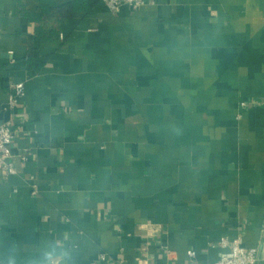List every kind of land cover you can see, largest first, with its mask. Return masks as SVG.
I'll list each match as a JSON object with an SVG mask.
<instances>
[{
    "label": "crops",
    "instance_id": "obj_1",
    "mask_svg": "<svg viewBox=\"0 0 264 264\" xmlns=\"http://www.w3.org/2000/svg\"><path fill=\"white\" fill-rule=\"evenodd\" d=\"M144 1L0 0V264H264V0Z\"/></svg>",
    "mask_w": 264,
    "mask_h": 264
},
{
    "label": "built area",
    "instance_id": "obj_2",
    "mask_svg": "<svg viewBox=\"0 0 264 264\" xmlns=\"http://www.w3.org/2000/svg\"><path fill=\"white\" fill-rule=\"evenodd\" d=\"M106 9L111 13H118L120 9L127 6L131 11H137L141 7L145 6L144 0H101ZM15 93L8 99L7 109H14L19 103L20 99L24 96V84L19 83L14 87ZM242 109H247L248 104L246 102L241 103ZM14 134L10 123H0V173L6 175H14L16 173L12 159V146H13ZM22 162H26L28 158L26 156L20 157ZM35 194V192H34ZM222 248H228L229 255L220 258L218 261L212 264H257L259 260V249H248L242 246L240 238L229 241L228 239H222L219 243ZM188 257L191 262L195 258L193 252H188ZM102 259H104L102 257ZM192 264H201L195 260Z\"/></svg>",
    "mask_w": 264,
    "mask_h": 264
},
{
    "label": "trees",
    "instance_id": "obj_3",
    "mask_svg": "<svg viewBox=\"0 0 264 264\" xmlns=\"http://www.w3.org/2000/svg\"><path fill=\"white\" fill-rule=\"evenodd\" d=\"M69 8H70V10L72 11V6H69ZM57 11H60V9H58ZM34 41H35V39H31V49H33V47H34ZM33 43V44H32Z\"/></svg>",
    "mask_w": 264,
    "mask_h": 264
}]
</instances>
